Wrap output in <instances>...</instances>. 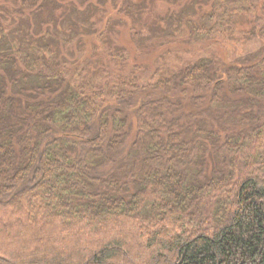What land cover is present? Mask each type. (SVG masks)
Here are the masks:
<instances>
[{"label": "trees", "instance_id": "trees-1", "mask_svg": "<svg viewBox=\"0 0 264 264\" xmlns=\"http://www.w3.org/2000/svg\"><path fill=\"white\" fill-rule=\"evenodd\" d=\"M92 1L59 7L63 21L87 22ZM52 2L21 0L38 19ZM211 6L158 16L170 35L129 3L116 12L157 49L171 31L224 49L214 28L246 18L233 34L250 50L230 59L196 44L192 59L128 73V54L110 45L86 69L59 19H47L51 42L47 28L24 43L0 15V264H264V0Z\"/></svg>", "mask_w": 264, "mask_h": 264}, {"label": "rangeland", "instance_id": "rangeland-1", "mask_svg": "<svg viewBox=\"0 0 264 264\" xmlns=\"http://www.w3.org/2000/svg\"><path fill=\"white\" fill-rule=\"evenodd\" d=\"M75 1L76 0H53L52 3L54 5L51 4L50 8L47 6L41 12V17L39 14L38 19L37 17L34 18V16H29L30 12H32L33 9L23 8L21 0H0V11L3 13L0 15L5 19V24L9 27L10 32L11 30H19L20 33L18 34L22 39H24V43H26L27 41L37 40L39 37V30H44L47 28L50 29L48 32L49 35H45L46 31H43L44 33H42V36L44 37H42V40L45 39L47 41H50L49 39L54 38L55 33L53 29H51V27H53L52 24L48 25V23L52 22H48L47 19H50V17V20H52L53 18H55L56 20L59 19L60 25L55 26V28L57 27V29L59 30L58 27L62 26V28L66 29L67 32L66 38H60L62 40V44H66V48L70 47L74 50L73 53L75 55L73 57L77 58L78 61L83 60L85 56H87L90 61L92 60L91 64L85 68L93 73H95L96 71V63L95 61H93L96 55L94 54H101V51H103V47L108 45L119 49L120 52L125 51L128 54L129 58L127 59V66L126 68L122 69L124 73L130 72L132 70V67L136 64H145L146 66H148L149 70L155 71L156 69L161 68L160 66H166V62L174 65L184 62L187 59H192L188 57H193L192 55L194 53L192 52L197 50L194 48L197 45L198 47H200V49H202V53L205 52L207 56L210 55L209 53L211 52L209 50L211 49V54L215 55L216 57L226 54L230 59L240 56L252 48V41L249 40L247 36H236L235 34H233L238 32L243 33L244 31L249 29V26H251V24H249L250 20H245L246 18L239 19L238 21L236 20V25H233V28L231 29L232 32L227 30V28H214L212 33L216 36L212 37V40H217L219 43L225 44L224 49H220L216 45H211L210 42L209 48L204 51V45L207 44V39L210 38H206L204 41L196 40L197 38H194L193 35H190L189 33L187 34V31L185 32V36H182L180 33L177 34V32L171 31L172 33H174L173 38L175 39V41L165 47L157 49L154 43L150 45L145 42V44L142 45V43L139 41V37L135 36V31L144 32L145 30L141 28L137 20L132 19V17L128 16L127 13L116 12L120 10L118 8H120L121 5H123L124 3H129V5H131L132 7V9L130 10L132 14H141L143 25L148 26L151 23H154L156 27H160V29L165 31L166 34L170 35L171 33L169 29L166 25L163 26V23L160 22L158 16L166 17V15L170 14L171 12H176L178 14L180 13V15L181 13H186L189 11H200V14L209 13L212 9L211 5L218 0H93L91 4L94 7L92 9L89 8L87 11L88 15L86 14L88 17L87 22H84L83 19L81 20L79 18H75L73 20L71 19V17H67L68 19H65L64 22L62 11L60 9L58 10V8L63 7L67 8V11H70L73 8L72 6H74ZM101 1L102 3H104L100 6ZM70 2H72L73 5L69 8V4H71ZM205 2L206 5H204ZM253 2L256 5L258 4L257 1H252V3L250 4L252 5ZM201 4L202 8L198 6ZM246 6L244 5V7ZM81 7L83 8H80L79 10L82 11L86 6L83 5ZM136 8H142V10ZM195 8H198L200 10H195ZM19 11L21 12V14L24 12L22 15H25V17H19L14 14V12ZM50 13H53V16H51ZM72 14L73 12L70 11V15ZM103 15H106L105 20ZM102 19L103 21L107 22H105L107 27L103 25ZM38 21H43L44 24L40 26L41 24ZM75 24L76 26L79 24V26H77L78 30H75ZM91 24L96 25V33H98L99 31H101L100 33H102V31H105L103 33L105 36L103 37V40L101 42L100 39H97L94 35L95 31H92L91 28H89ZM207 26L214 27V25L211 24H208ZM221 29H225L222 32H224L226 36H229L228 38L224 39L225 36L223 37L218 33ZM61 32L63 33L64 31L61 30ZM22 33H26V37L29 36V38L24 37L25 35L23 36V38ZM61 46L65 48V45ZM83 48H85L87 51L84 57L82 56V51L80 50ZM94 48L97 49L95 53H93ZM21 50H24V48ZM169 53H171V55ZM197 53L199 54L198 51ZM63 54L67 56L66 51H63ZM71 69L73 71L74 66H72ZM75 73H77L76 75L79 76V70Z\"/></svg>", "mask_w": 264, "mask_h": 264}]
</instances>
